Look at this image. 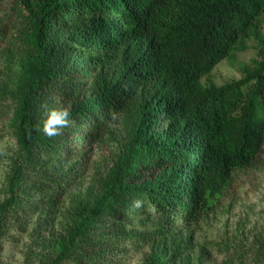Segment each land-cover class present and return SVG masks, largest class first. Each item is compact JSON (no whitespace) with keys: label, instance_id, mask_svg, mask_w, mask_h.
Wrapping results in <instances>:
<instances>
[{"label":"trees","instance_id":"trees-1","mask_svg":"<svg viewBox=\"0 0 264 264\" xmlns=\"http://www.w3.org/2000/svg\"><path fill=\"white\" fill-rule=\"evenodd\" d=\"M224 61L240 78L218 85ZM3 102L18 150L0 253L10 221L38 215L32 249L51 252L40 264H127L145 250L143 264H210L197 233L234 173L264 159V0H0ZM62 107L75 124L48 138ZM57 214L61 231H48ZM226 246V264H264V229L249 260Z\"/></svg>","mask_w":264,"mask_h":264},{"label":"rangeland","instance_id":"rangeland-1","mask_svg":"<svg viewBox=\"0 0 264 264\" xmlns=\"http://www.w3.org/2000/svg\"><path fill=\"white\" fill-rule=\"evenodd\" d=\"M252 54L241 56V60L249 61ZM240 74L235 66L230 62L224 61L215 70L212 80L222 85L233 79H239ZM10 102L0 103V204L4 201L3 187L6 177L10 172L13 161L17 153L16 137L11 127V110ZM106 153L108 150H104ZM254 169L238 170L234 173L230 186L223 196L218 198L215 203L214 214L204 223L197 233L199 242L210 244L211 251L210 264H226L230 256L228 246L220 249L219 245H231L239 247L240 251L245 252L246 259H250L254 249V243L259 234L264 229V159L257 160V166ZM79 179L76 188L73 191L79 192L88 185V178ZM69 195L67 193L66 197ZM48 231H61L62 215L54 216ZM38 215L29 220L18 222L10 221V227L5 237L2 238L1 264H40L42 259L47 260L51 254L50 250H45L48 258L43 255L38 257L36 249L41 247L37 245L38 241L30 239V230L36 228L35 222ZM22 223L24 231L20 227ZM47 230V228H46ZM226 243V244H225ZM38 249V251H42ZM132 253L127 264H143L146 252ZM50 252V253H48ZM209 264V263H206ZM235 264H252L249 261Z\"/></svg>","mask_w":264,"mask_h":264},{"label":"clouds","instance_id":"clouds-1","mask_svg":"<svg viewBox=\"0 0 264 264\" xmlns=\"http://www.w3.org/2000/svg\"><path fill=\"white\" fill-rule=\"evenodd\" d=\"M74 124L75 121L71 119V113L68 108L62 107L59 109H51L47 114V118L43 122L42 131L45 136L52 138L61 135L63 129L74 126ZM134 206L140 208L143 206V202L141 200H136ZM147 211L152 216L158 214V209L155 205H150Z\"/></svg>","mask_w":264,"mask_h":264}]
</instances>
